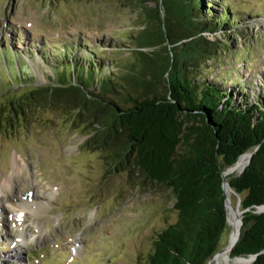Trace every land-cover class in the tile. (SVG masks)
<instances>
[{"label":"rangeland","instance_id":"rangeland-1","mask_svg":"<svg viewBox=\"0 0 264 264\" xmlns=\"http://www.w3.org/2000/svg\"><path fill=\"white\" fill-rule=\"evenodd\" d=\"M208 1L238 19L207 35L223 46L204 60L200 80L250 106L264 93V0ZM138 11L133 0H0V95L49 84L73 64L95 63L94 77L119 78L143 32ZM59 117L66 115L38 110L16 130L0 129V264H142L156 233L176 221L170 191L110 171L104 153ZM33 197L40 207H24ZM238 199L233 192L241 211ZM232 232L227 223L217 252Z\"/></svg>","mask_w":264,"mask_h":264},{"label":"trees","instance_id":"trees-1","mask_svg":"<svg viewBox=\"0 0 264 264\" xmlns=\"http://www.w3.org/2000/svg\"><path fill=\"white\" fill-rule=\"evenodd\" d=\"M133 2L144 28L124 74L94 77L95 63L56 69L49 84L0 95V129L16 130L38 110L64 112L59 122L102 151L110 171L170 191L176 221L156 233L142 264H207L227 228L221 172L256 150L242 173L228 177L243 211L230 255H256L251 264H264V209L257 212L264 206V93L250 106L236 104L217 82L200 80L204 60L222 45L207 35L238 18L225 7L218 15L208 0ZM91 81L97 91L88 90Z\"/></svg>","mask_w":264,"mask_h":264},{"label":"bare ground","instance_id":"bare-ground-1","mask_svg":"<svg viewBox=\"0 0 264 264\" xmlns=\"http://www.w3.org/2000/svg\"><path fill=\"white\" fill-rule=\"evenodd\" d=\"M247 160H248V153L241 155L237 159V161L234 163L232 168L224 173L225 181L228 182V177L231 174L240 172L246 166ZM9 184L10 183L8 182L5 185V188H8L7 190H10ZM225 193L230 201L231 194L233 193V191L231 190V188L229 187L227 183L225 185ZM28 201L29 200L27 201L25 200V202L22 201L24 203L23 205L24 207H28V206L30 207L32 204H36L35 205L36 207H40V205L37 206V203L35 202L37 201V199H35L34 201V197H33V200H31L32 201L31 203H29ZM227 217H228V224L233 227V232L230 236V243H232L237 236V229L239 228V225H240V214L237 209L232 207L231 202H230V207L228 208V211H227ZM230 251L231 250H223L222 252H220L214 257V259L212 260L210 264H251L249 257H234L233 258L230 255ZM18 255L19 254L16 253V256Z\"/></svg>","mask_w":264,"mask_h":264},{"label":"water","instance_id":"water-1","mask_svg":"<svg viewBox=\"0 0 264 264\" xmlns=\"http://www.w3.org/2000/svg\"><path fill=\"white\" fill-rule=\"evenodd\" d=\"M255 151H256V150L246 152V153H248V160H247V164H246V166L250 163L251 157H252V155L254 154ZM244 154H245V153H244ZM242 155H243V154H242ZM233 165H234V164H233ZM233 165L227 167L225 170H223V171L221 172V176H222V187H223V189H224V195H225V206H226L227 211H228V208L230 207V201H229V198L227 197V195H226V193H225V185H226V183L229 185V183L225 181L224 173L227 172L228 170H230V169L232 168ZM246 166H245V167H246ZM245 167H244L240 172H238V173H236V174H240V173H242L243 170L245 169ZM229 187H230V185H229ZM230 188H231V187H230ZM231 190H232V189H231ZM232 191H233V190H232ZM233 192H234V191H233ZM234 193H235V192H234ZM238 204H240L239 199H238ZM263 209H264V206L257 207V212H260V211H262ZM258 210H259V211H258ZM238 212H239L240 215H242V213H243V211H239V210H238ZM241 218H242V217H240V225H239V228L237 229V236H236L235 240H234L232 243H229V244L227 245V247H226L224 250H232V248H233V247L235 246V244L237 243V241H238V239H239V236H240ZM227 223H228V217H227ZM222 251H223V250H222ZM222 251H218V252H216V253L212 256V258L207 262V264H210V263L212 262V260L214 259V257H215L217 254H219L220 252H222ZM247 257L250 258V261H251V263H252V262L255 260L256 255H249V256H247Z\"/></svg>","mask_w":264,"mask_h":264}]
</instances>
